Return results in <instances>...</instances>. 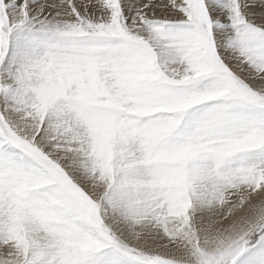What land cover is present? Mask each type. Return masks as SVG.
<instances>
[{
  "label": "rangeland",
  "instance_id": "obj_1",
  "mask_svg": "<svg viewBox=\"0 0 264 264\" xmlns=\"http://www.w3.org/2000/svg\"><path fill=\"white\" fill-rule=\"evenodd\" d=\"M262 6L0 0L1 264H264Z\"/></svg>",
  "mask_w": 264,
  "mask_h": 264
},
{
  "label": "bare ground",
  "instance_id": "obj_2",
  "mask_svg": "<svg viewBox=\"0 0 264 264\" xmlns=\"http://www.w3.org/2000/svg\"><path fill=\"white\" fill-rule=\"evenodd\" d=\"M54 1V0H53ZM248 1H255V0H248ZM51 2V1H50ZM237 2V1H236ZM242 2V1H241ZM232 3V2H231ZM55 4V3H54ZM59 3H57L56 4V7H57V5H58ZM65 4V3H64ZM235 4V3H234ZM245 4H246V1H245ZM255 4V3H254ZM248 5H250L249 4V2H248ZM242 6V5H241ZM252 6V5H251ZM235 7V6H234ZM250 7V6H249ZM261 9L262 8H264L263 6L262 7H260ZM52 9V8H51ZM58 10V9H57ZM56 10V11H57ZM240 10V9H239ZM242 10V9H241ZM61 11V10H60ZM249 12V11H248ZM55 13V12H54ZM14 20V19H13ZM34 21V20H33ZM33 23V22H32ZM38 25V24H37ZM34 27H37V26H34ZM41 28V27H40ZM75 28V27H74ZM72 30V29H71ZM30 31V30H29ZM59 31V30H58ZM73 31V30H72ZM27 32V31H26ZM37 33V32H36ZM27 34H28V32H27ZM27 34H26V36H27ZM30 34V33H29ZM28 34V36L27 37H29L30 35ZM32 34V33H31ZM40 34V33H39ZM39 34H38V36H39ZM36 35V34H35ZM35 35H33V36H35ZM40 37H42V36H40ZM31 38H33L32 36L30 37V39ZM44 38H46L45 37V35H44ZM44 38H42V40L44 39ZM35 39H37V38H35ZM49 39V38H48ZM37 40H39V38L37 39ZM25 41V40H24ZM51 42V41H50ZM29 43V42H28ZM48 43V42H47ZM21 44V43H20ZM23 45V44H22ZM43 49H44V47H43ZM20 52V51H19ZM18 53V52H17ZM21 56H23V55H21ZM37 57V56H36ZM16 59V58H15ZM22 63V62H21ZM24 63V62H23ZM25 64V63H24ZM30 64H31V62H30ZM15 67H17V66H15ZM21 67V66H20ZM22 68V67H21ZM6 69L4 68V70L3 71H5ZM7 72V71H6ZM55 72V71H54ZM11 73V72H10ZM1 74V73H0ZM7 74H9L8 72H7ZM31 77V76H30ZM17 78V77H16ZM1 80V79H0ZM21 80V79H20ZM2 82V81H1ZM26 82H27V80H26ZM32 82V81H31ZM27 83H29V82H27ZM47 83V82H46ZM55 83V82H54ZM1 84V83H0ZM23 84V83H22ZM30 85V84H29ZM28 85V86H29ZM31 85H32V83H31ZM75 85V84H74ZM26 86V85H25ZM6 87V86H5ZM12 88V87H11ZM10 88H8V90H9ZM13 89V88H12ZM11 89V90H12ZM17 89V88H16ZM22 89H24V88H22ZM18 90V89H17ZM7 91V90H6ZM30 92V91H29ZM2 93V92H1ZM147 93V92H146ZM145 93V94H146ZM48 94V93H47ZM92 94V93H91ZM148 94V93H147ZM5 95H7V93L5 94ZM27 95V94H26ZM29 95V94H28ZM8 96V95H7ZM5 97V96H4ZM30 98V97H29ZM44 99V98H43ZM46 99V98H45ZM5 100V99H4ZM57 102V101H56ZM181 102V101H180ZM36 110V109H35ZM40 110V109H39ZM26 113V112H25ZM36 113V112H35ZM38 113V112H37ZM36 113V114H37ZM44 113V112H43ZM48 114V113H47ZM37 116V115H36ZM61 116V115H60ZM62 117V116H61ZM38 118V117H37ZM42 119V118H41ZM40 120V119H39ZM33 121V120H32ZM31 121V122H32ZM46 121V120H45ZM8 122V121H7ZM10 122V121H9ZM15 123V122H14ZM16 124V123H15ZM14 124V125H15ZM19 124H21V123H19ZM38 124V123H37ZM36 124V126H38ZM13 125V124H12ZM13 125V126H14ZM17 125V124H16ZM44 125V124H43ZM80 125V124H79ZM48 126V125H47ZM47 126H43V128L44 127H47ZM81 126V125H80ZM79 126V127H80ZM27 128H28V126H26ZM31 127H32V125H31ZM58 127V126H57ZM36 129V128H35ZM21 130V129H20ZM83 132H84V130H82ZM87 132V131H86ZM90 132V131H89ZM29 133V132H28ZM204 133V132H203ZM84 135H86V134H84ZM77 136L79 137V134H77ZM82 136V135H81ZM48 137V136H47ZM83 137V136H82ZM88 137V136H87ZM45 138H46V136H45ZM50 138V137H49ZM42 139V138H41ZM47 139V138H46ZM45 139V140H46ZM80 139H81V137H80ZM99 140V139H98ZM47 141V140H46ZM51 141V140H50ZM52 142V141H51ZM170 142V141H169ZM41 143H42V141H41ZM40 143V144H41ZM44 143V142H43ZM46 143H48V142H46ZM78 143V142H77ZM83 143V142H82ZM38 144H39V142H38ZM45 144V143H44ZM43 144V145H44ZM50 144V143H49ZM64 144V143H63ZM51 145H52V143H51ZM55 145H56V143H55ZM60 145V144H59ZM77 145V144H76ZM79 145V144H78ZM80 145H82V144H80ZM99 145V144H98ZM41 146V145H40ZM43 147V146H42ZM84 147V145L82 146V148ZM51 148V147H50ZM77 148H78V146H77ZM81 148V149H82ZM60 149V148H59ZM93 150V149H92ZM64 151V150H63ZM77 151H79V150H77ZM86 151V150H85ZM68 153V152H67ZM70 153V152H69ZM56 155V154H55ZM73 155V154H72ZM66 156V155H65ZM69 157H70V155H68ZM54 157V156H53ZM55 158V157H54ZM67 159V158H66ZM96 159V158H95ZM185 160V159H184ZM204 161V160H203ZM58 162H60V161H58ZM69 162V161H68ZM64 163V162H63ZM204 163V162H203ZM69 164V163H68ZM184 164V163H183ZM62 169V168H61ZM67 175V174H66ZM80 176H81V174H80ZM179 189V188H178ZM37 192V191H36ZM170 192V191H169ZM173 192V191H172ZM175 192V191H174ZM178 192V191H177ZM182 192V191H181ZM171 193V192H170ZM180 194V193H179ZM166 196V195H165ZM175 196V195H174ZM179 196V195H178ZM38 197V196H37ZM37 197H35V198H37ZM157 197V196H156ZM209 197V196H208ZM39 198V197H38ZM37 198V199H38ZM176 198V197H175ZM158 199V198H157ZM178 199V198H177ZM36 200V199H35ZM174 201H175V199H173ZM208 200V199H207ZM37 201V200H36ZM0 203H2L1 201H0ZM34 206H35V204H34ZM1 208V207H0ZM160 209V208H159ZM162 209V208H161ZM177 210V209H176ZM163 211V210H162ZM178 211V210H177ZM161 212V211H160ZM173 212V211H172ZM176 212V211H175ZM174 212V213H175ZM243 212V211H242ZM3 213V212H2ZM157 213V212H156ZM170 213V212H169ZM152 216V215H151ZM178 217V216H177ZM236 218V216H233V219H235ZM241 218V217H240ZM164 219H166V218H164ZM109 220H110V222L113 224V221L110 219V217H109ZM228 221V220H227ZM10 223H8V224H6V225H9ZM229 224V223H228ZM239 224V223H238ZM16 225H17V223H13V225H10V226H7V228H5V231H8V232H12V230H13V228L14 227H16ZM223 225V224H222ZM221 225V226H222ZM225 225H226V223H225ZM3 226V215L1 214L0 215V227H2ZM13 226V227H12ZM18 226V225H17ZM224 226V225H223ZM222 226V227H223ZM225 227V226H224ZM233 227V226H232ZM236 227H237V225H236ZM221 228V227H220ZM171 229H172V227H171ZM236 229V228H235ZM3 229L2 228H0V232L2 231ZM221 230H222V228H221ZM177 231H178V229H177ZM225 231V230H224ZM27 233V236H28V239L31 241V242H33L34 243V234L32 233V232H26ZM28 233H32V234H28ZM220 233V232H219ZM218 233V234H219ZM2 234L0 233V236H1ZM213 235V234H212ZM8 236H9V239L8 240H12V241H14L13 239L14 238H12V236L10 235V234H8ZM221 236V235H220ZM219 237V236H218ZM16 238V237H15ZM203 238H204V240H205V235L203 234ZM215 238V237H214ZM17 239H19V238H16L15 239V241L17 240ZM212 239V238H211ZM219 239V238H218ZM242 239V238H241ZM7 240V241H8ZM217 240V239H216ZM14 241V242H15ZM44 242V241H43ZM209 241L207 240V242L206 243H208ZM48 243V242H47ZM261 244H264V242H262ZM215 245V247H217L218 246V244H214ZM13 246V244L11 245V247ZM42 246V245H41ZM53 246H54V244H53ZM53 246H52V244H50V246H49V248H51V250L53 249ZM0 247H2V246H0ZM33 247V246H32ZM44 247V246H43ZM9 248H10V246H9ZM261 248V247H260ZM264 248V247H263ZM262 248V249H263ZM10 250V249H9ZM33 250V248L31 249V251ZM50 250V251H51ZM6 250L4 249H1L0 248V264L1 263H3L8 257H10L9 256V254H8V251L7 252H5ZM53 251H54V249H53ZM257 251H259V250H257ZM55 252V251H54ZM40 255V256H39ZM46 255H49V252L47 253V252H45V251H42V250H38V249H36V250H33V252H30V257L31 258H34V256H37V257H39L40 259H41V261H44V264H46L47 263V259H48V256L46 257ZM57 255V254H56ZM53 256V255H52ZM54 256H55V254H54ZM56 257V256H55ZM54 257V258H55ZM12 258V257H11ZM50 258V257H49ZM53 258V259H54ZM214 258V257H213ZM34 264V263H33ZM48 264V263H47Z\"/></svg>",
  "mask_w": 264,
  "mask_h": 264
}]
</instances>
